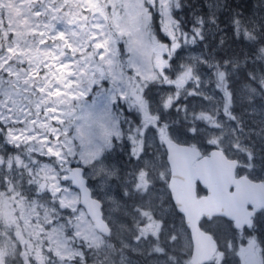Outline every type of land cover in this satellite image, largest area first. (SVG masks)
<instances>
[{"label":"snow or ice","instance_id":"1","mask_svg":"<svg viewBox=\"0 0 264 264\" xmlns=\"http://www.w3.org/2000/svg\"><path fill=\"white\" fill-rule=\"evenodd\" d=\"M258 226L264 0H0V264H264Z\"/></svg>","mask_w":264,"mask_h":264},{"label":"trees","instance_id":"2","mask_svg":"<svg viewBox=\"0 0 264 264\" xmlns=\"http://www.w3.org/2000/svg\"><path fill=\"white\" fill-rule=\"evenodd\" d=\"M201 3H203V0H201ZM228 3L231 4L234 10L243 11L245 15H248L252 11V6L253 4L256 3V0H228ZM226 20H227L226 15L222 14L220 16V21H221L220 27L227 31L228 25L226 23ZM154 27H155V31L158 33L160 38H164L165 36L160 31V22L158 18H156L155 20ZM230 34L231 33L229 32V35ZM218 41H219V35H216L215 41H213L211 37L209 38L208 41L216 49L215 51H212V48L205 49L203 44H199V45L203 48V50L206 53H211L216 59H220L221 57H224L226 55L228 56L233 55L231 51H227V46H225V50H221L219 47H216V45H218ZM167 115L169 120H176L177 118H179V120H182L183 118L175 112V108L170 109ZM253 235H255L258 240L264 239V227L258 226V230L255 233H253Z\"/></svg>","mask_w":264,"mask_h":264},{"label":"flooded vegetation","instance_id":"3","mask_svg":"<svg viewBox=\"0 0 264 264\" xmlns=\"http://www.w3.org/2000/svg\"><path fill=\"white\" fill-rule=\"evenodd\" d=\"M157 92L160 93V88L154 89L153 94L155 95ZM89 102L91 101V94H89ZM123 118V117H122ZM127 125H125V128ZM192 142V141H189ZM130 142L126 140V137H122L119 140H114V149H110L108 154L110 156L109 163L115 167L121 174H126L130 172L135 166V159L129 156ZM212 149L209 147L208 151ZM77 164L76 161L73 162L72 166ZM115 188L116 185L114 184ZM75 188V187H74ZM130 258L133 260L134 264H141L142 257L136 255L134 253H129ZM238 258H231L230 264H235V261Z\"/></svg>","mask_w":264,"mask_h":264},{"label":"rangeland","instance_id":"4","mask_svg":"<svg viewBox=\"0 0 264 264\" xmlns=\"http://www.w3.org/2000/svg\"><path fill=\"white\" fill-rule=\"evenodd\" d=\"M159 19V22H160V18L157 17ZM160 31L162 32V34L164 35L163 31H162V26L160 24ZM165 36V35H164ZM160 38V37H159ZM163 41H168V38L167 37H164V39H162ZM205 52L203 50V48L197 44V45H184L183 46V50H178L179 52V55L180 57L182 58H187L189 55H199L201 52ZM179 62V61H178ZM187 87V85H186ZM206 87L208 88H212L214 87V85L212 84H209V85H206ZM171 91H174V86H169V85H164V87L160 88V94H164V93H168V92H171ZM219 93H217V98H219ZM186 103L189 105V106H192V105H199V104H204L205 107H208V104L206 101H203L201 100L200 98H196V99H193V98H189ZM170 110V109H169ZM169 110H167V114L169 113ZM199 107H197V111H199ZM176 112V110H175ZM177 113V112H176ZM178 115H180L181 117H183L184 113L183 112H180V113H177ZM177 121H180L179 118L176 119ZM201 127H203V124H201ZM192 142H195V141H192Z\"/></svg>","mask_w":264,"mask_h":264},{"label":"water","instance_id":"5","mask_svg":"<svg viewBox=\"0 0 264 264\" xmlns=\"http://www.w3.org/2000/svg\"><path fill=\"white\" fill-rule=\"evenodd\" d=\"M77 165H74L73 167H76ZM75 187V186H74Z\"/></svg>","mask_w":264,"mask_h":264}]
</instances>
